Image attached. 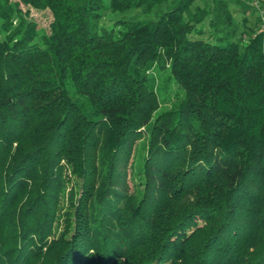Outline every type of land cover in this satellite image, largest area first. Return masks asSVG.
<instances>
[{
  "label": "trees",
  "instance_id": "obj_1",
  "mask_svg": "<svg viewBox=\"0 0 264 264\" xmlns=\"http://www.w3.org/2000/svg\"><path fill=\"white\" fill-rule=\"evenodd\" d=\"M196 1L0 0V264H264V2Z\"/></svg>",
  "mask_w": 264,
  "mask_h": 264
},
{
  "label": "rangeland",
  "instance_id": "obj_2",
  "mask_svg": "<svg viewBox=\"0 0 264 264\" xmlns=\"http://www.w3.org/2000/svg\"><path fill=\"white\" fill-rule=\"evenodd\" d=\"M261 2L264 0H260ZM200 4L201 2L197 0L195 4ZM201 5V4H200ZM230 10L234 15L235 20L239 21L242 19V15L240 13V9L238 6L235 4L230 5ZM262 11H264L262 9ZM259 14V11H248L245 14L246 17V25L249 27H254L255 26V21L257 19V16ZM30 15L32 19L36 21V24L38 26V33H44L47 30L48 23L50 21V13L45 10V11H36V10H31ZM150 18L153 19L155 17L154 12H149V13H144L140 9H135V10H126L122 13L119 12H111L108 9L105 10L102 13L101 17V25L103 27H108L112 25L116 20L119 19H133V18ZM206 26V25H205ZM206 35V34H205Z\"/></svg>",
  "mask_w": 264,
  "mask_h": 264
},
{
  "label": "built area",
  "instance_id": "obj_3",
  "mask_svg": "<svg viewBox=\"0 0 264 264\" xmlns=\"http://www.w3.org/2000/svg\"><path fill=\"white\" fill-rule=\"evenodd\" d=\"M252 5L257 8L258 7V0H253ZM259 14L262 16V12L260 10H259ZM261 18H262V21H261L260 27H261V31H264V18L263 17H261Z\"/></svg>",
  "mask_w": 264,
  "mask_h": 264
}]
</instances>
